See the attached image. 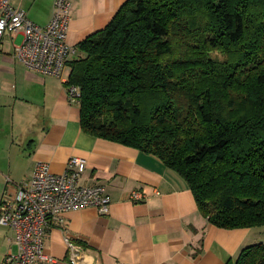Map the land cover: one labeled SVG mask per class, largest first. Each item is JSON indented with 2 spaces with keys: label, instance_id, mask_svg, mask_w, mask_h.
I'll return each mask as SVG.
<instances>
[{
  "label": "trees",
  "instance_id": "obj_1",
  "mask_svg": "<svg viewBox=\"0 0 264 264\" xmlns=\"http://www.w3.org/2000/svg\"><path fill=\"white\" fill-rule=\"evenodd\" d=\"M78 49L84 132L159 158L216 227L264 226V0H126Z\"/></svg>",
  "mask_w": 264,
  "mask_h": 264
},
{
  "label": "crops",
  "instance_id": "obj_2",
  "mask_svg": "<svg viewBox=\"0 0 264 264\" xmlns=\"http://www.w3.org/2000/svg\"><path fill=\"white\" fill-rule=\"evenodd\" d=\"M9 1L39 26L50 19L54 2ZM125 1L71 0L67 40L76 52L69 62L82 54L79 43L103 29ZM12 42L7 34L0 46V199L10 182L32 176L37 161L61 173L73 156L86 161L81 183L102 184L111 198L106 214L69 211L63 228H48L43 250L56 264H69L65 236L81 248L80 264H235L245 247L264 243V226L211 224L184 179L156 156L84 132L79 104L69 98V62L61 78L42 74L15 58ZM132 190L143 199L130 200ZM11 235L0 225V264L16 250Z\"/></svg>",
  "mask_w": 264,
  "mask_h": 264
},
{
  "label": "built area",
  "instance_id": "obj_3",
  "mask_svg": "<svg viewBox=\"0 0 264 264\" xmlns=\"http://www.w3.org/2000/svg\"><path fill=\"white\" fill-rule=\"evenodd\" d=\"M72 8L71 0H54L48 22L39 26L27 12L9 0H0V46L7 34L13 37L14 56L26 68L62 77L76 48L67 40ZM21 36L17 43L16 38ZM71 102H78L77 86L69 85ZM86 161L73 156L65 170L55 173L44 161H37L32 176L20 183L10 182L0 199V225L11 230L14 252L7 254V264H56L57 259L43 250L45 234L53 224L63 228L64 214L94 208L100 214L109 212L111 198L102 184L84 185L81 172ZM143 193L132 190L129 199H143ZM69 264H80L81 248L65 236Z\"/></svg>",
  "mask_w": 264,
  "mask_h": 264
},
{
  "label": "rangeland",
  "instance_id": "obj_4",
  "mask_svg": "<svg viewBox=\"0 0 264 264\" xmlns=\"http://www.w3.org/2000/svg\"><path fill=\"white\" fill-rule=\"evenodd\" d=\"M5 37L7 38V35H6ZM21 38H22V37L20 36V37L17 39V43H19V42L21 41ZM67 70H68V69H66V72H67ZM66 72H65V73H66Z\"/></svg>",
  "mask_w": 264,
  "mask_h": 264
}]
</instances>
